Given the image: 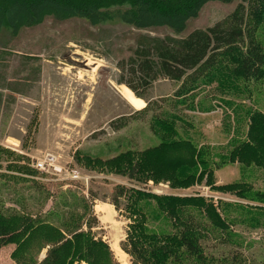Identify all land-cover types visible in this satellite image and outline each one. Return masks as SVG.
I'll return each mask as SVG.
<instances>
[{"label": "rangeland", "instance_id": "obj_1", "mask_svg": "<svg viewBox=\"0 0 264 264\" xmlns=\"http://www.w3.org/2000/svg\"><path fill=\"white\" fill-rule=\"evenodd\" d=\"M239 4L207 3L181 34L167 28L137 30L119 22L92 26L82 19L61 22L53 18L22 29L14 38L5 32L0 41V213L28 214L59 227L72 220L85 232L91 224L97 239L117 243L122 250L129 225L140 221L132 213L136 199L135 195L130 198L132 189L159 197H201L229 225L228 232L222 233L211 227L208 217L193 212L208 225L210 233L203 239L207 253L263 264L264 224L253 227L254 218L246 214L247 207L263 205L220 187L245 183L264 192V171L228 158L247 137L249 113L264 114V81L226 82L233 87L204 78L182 102L175 96L182 82L160 79L146 90L138 76L128 72L129 66L119 69L120 63H128L134 55L140 37L185 38L223 21ZM260 28L258 39L264 42V24ZM122 77L134 80L138 92L151 102L149 111L141 113L146 101L119 84ZM169 115L181 118L177 122L181 138L206 151L215 187L206 179L181 189L169 183H140L117 174L107 164L127 151L139 154L158 146L162 138L154 119ZM48 155L55 159V167L82 179L62 181L64 173L54 174V170L39 173L34 165ZM87 157L104 165H88ZM138 205L147 211L146 226L151 231L175 232L154 201ZM102 207L106 214L99 213ZM105 215L111 216L110 222L104 220ZM16 249V245L0 249V264H18ZM124 253L126 264H132V257ZM46 254L44 249L35 257L41 262Z\"/></svg>", "mask_w": 264, "mask_h": 264}, {"label": "trees", "instance_id": "obj_2", "mask_svg": "<svg viewBox=\"0 0 264 264\" xmlns=\"http://www.w3.org/2000/svg\"><path fill=\"white\" fill-rule=\"evenodd\" d=\"M212 1H240V4L215 26L195 30L185 38L140 37L134 55L128 63H120L119 69L124 71L129 66L128 72L138 76L137 81L146 90L160 79L182 82L175 93L182 102L198 89L204 78L233 87L226 82L264 81V42L257 35L264 24V0H0V41L5 32L17 37L22 29L36 27L47 18L61 22L82 19L92 26L119 22L137 30L167 28L181 34L188 22L197 18L202 8ZM118 82L146 101L134 80L122 77ZM146 104L141 113L150 110L151 102ZM249 116L251 126L247 137L228 158L264 171V114L252 111ZM180 119L178 115L155 118L154 125L162 138L158 146L139 154L127 151L107 164L117 174L140 183H169L171 188L181 189L202 184L206 179L208 185H214L206 151L179 136ZM86 160L91 166L104 165L99 159L87 157ZM220 189L259 201L263 206L247 207L246 214L254 218L253 227L264 224V192L255 191L245 183ZM131 193L130 198L136 197L132 213L140 221L129 225L121 248L132 257V264H247L238 261L237 256L215 258L207 253L203 239L210 233L208 225L198 221L193 212L208 217L211 227L222 233L228 232L229 225L204 198L159 197L134 189ZM145 200L157 204L175 232L158 234L146 226L147 211L138 207ZM112 205L119 210L116 202ZM71 221L59 227L28 214L0 213V249L16 245L14 257L18 264H119L109 243L92 234L91 224L85 232L79 223L74 225ZM44 249L47 254L38 262L35 254Z\"/></svg>", "mask_w": 264, "mask_h": 264}, {"label": "built area", "instance_id": "obj_3", "mask_svg": "<svg viewBox=\"0 0 264 264\" xmlns=\"http://www.w3.org/2000/svg\"><path fill=\"white\" fill-rule=\"evenodd\" d=\"M34 168L41 174H50L52 170H54V174L63 172L64 177L63 180H70V181H77L82 179L79 175L75 173H71L67 171L66 169H61L59 166L55 167V159L48 155L45 157V159L37 161V163L34 165Z\"/></svg>", "mask_w": 264, "mask_h": 264}, {"label": "bare ground", "instance_id": "obj_4", "mask_svg": "<svg viewBox=\"0 0 264 264\" xmlns=\"http://www.w3.org/2000/svg\"><path fill=\"white\" fill-rule=\"evenodd\" d=\"M106 209L104 207H102V209H99V213H105L106 214ZM104 220L106 222H110L111 221V216L110 215H105L104 216ZM117 244V243H116ZM116 244H111V249L114 252L117 260L121 263V264H126V257L127 255L119 248L118 245Z\"/></svg>", "mask_w": 264, "mask_h": 264}]
</instances>
